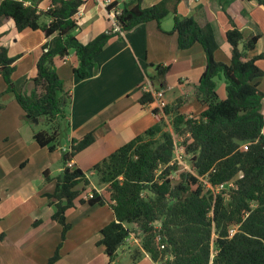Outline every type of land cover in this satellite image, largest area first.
I'll use <instances>...</instances> for the list:
<instances>
[{
    "label": "trees",
    "instance_id": "1",
    "mask_svg": "<svg viewBox=\"0 0 264 264\" xmlns=\"http://www.w3.org/2000/svg\"><path fill=\"white\" fill-rule=\"evenodd\" d=\"M26 1L1 0L0 26L9 19L18 32L39 30L49 40L42 47L37 75L30 80L34 85L30 94L17 91L13 80L16 59L0 47V75L6 86L0 94V112L8 95L18 102L29 123L39 119L54 124L51 131H37L34 136L40 147L54 152L64 132L63 121L65 132L70 129L71 103V94L64 88L55 60H65L74 51L78 59L74 73L87 79L89 68L114 35L101 34L88 44L78 39L76 16L83 4L81 0H50L52 8L47 12L34 3L27 5ZM181 1L162 0L146 8L142 0L125 1L117 22L121 31L128 32L152 21L160 25L172 14L174 26L169 34L177 35L179 50H189L195 44L202 46L207 63L195 98L205 110L197 119H185L179 113L184 104L181 100L167 104L164 109L167 118L173 115L175 132L187 136L185 155H191L195 175L185 173L174 184L171 177L177 171L176 143L162 119L96 164L92 171L99 185L106 187L105 192L95 189L87 192L91 183L86 173L76 164L69 167L68 163L94 143L91 133L81 140L73 139L70 151H62L63 172L54 179V192L45 195L55 209L52 220L62 226L64 241L71 229L67 212L78 203L110 206L116 220L101 230L97 243L105 247L110 261L116 259L119 248L130 237L131 231L125 226L129 224L145 235L142 249L155 263L264 264V93L259 88L264 72L257 65V60L264 59V53L247 60L259 36L245 37L233 24L226 33L232 46L230 63L217 61L215 53L219 45L212 25L181 16L178 12ZM256 1L264 5V0ZM116 7L113 4L109 10ZM43 16L51 22L41 23ZM156 70L158 74L151 77L152 83L164 79L168 72V68L161 66ZM221 81L226 84L225 99L218 93ZM156 89L164 90V84L160 83ZM153 100L151 93H143L140 102L148 104ZM44 175L47 181H53L48 172ZM201 177H206L210 186ZM220 184L227 187L218 192ZM86 193L85 199L82 196ZM157 233L159 242L155 240ZM59 248L48 264L59 259Z\"/></svg>",
    "mask_w": 264,
    "mask_h": 264
},
{
    "label": "crops",
    "instance_id": "2",
    "mask_svg": "<svg viewBox=\"0 0 264 264\" xmlns=\"http://www.w3.org/2000/svg\"><path fill=\"white\" fill-rule=\"evenodd\" d=\"M81 1L83 4L76 16L78 39L88 44L104 33L114 36L89 68L87 79H80L74 73L78 60L74 51L65 60H55L64 88L71 94L68 145L54 152L40 147L30 127L33 122L27 121L17 101L11 112L6 104L0 112V264H48L58 247L59 259L54 264H117L118 255L110 261L105 247L97 245L101 230L116 220L108 205L93 207L78 203L76 208L69 210L67 220L71 229L62 241V226L52 220L55 209L45 196L54 192V179L63 172L62 151H70L73 139L81 140L92 133L94 143L72 162L90 180L87 192L95 189L104 193L106 187L100 186L99 181L95 183L93 179L98 178L92 168L166 117L164 111L155 112L153 102H140L145 85L153 84L158 88L163 83L168 105L186 96L190 100L185 102V107L197 115L205 110L195 98L196 86L207 63L201 45L179 50L177 35L169 34L173 27L165 25L166 18L160 25L152 21L128 32L116 31L106 0ZM112 1L122 10L124 2L129 0ZM161 1L142 0V6L151 7ZM26 3H34L43 12L52 7L50 0H28ZM178 12L183 17L196 18L202 25H212L219 45L215 53L217 61L230 63L232 46L227 42L226 33L233 24L245 37L259 36L247 60L264 53V5L256 0H182ZM50 22L48 17L44 23ZM48 40L39 30L18 32L12 20L5 19L1 24L0 47L6 48L9 57L16 59L13 80L18 92L30 91V80L37 75V62ZM29 58L31 60L26 61ZM257 65L264 72V59L257 60ZM158 66L168 68V72L164 79L154 84L151 77L158 74ZM259 82L264 93V76ZM5 89L0 75V94ZM218 93L221 99L226 98L224 81L219 83ZM9 100L14 102L15 98L9 96ZM262 113L264 116V100ZM55 164L59 165L56 174L53 172ZM45 172L53 181L45 179ZM82 197L86 199L87 195ZM125 226L131 231L125 242L129 246L127 264H159L153 262L138 240L132 241V229L137 227Z\"/></svg>",
    "mask_w": 264,
    "mask_h": 264
},
{
    "label": "rangeland",
    "instance_id": "3",
    "mask_svg": "<svg viewBox=\"0 0 264 264\" xmlns=\"http://www.w3.org/2000/svg\"><path fill=\"white\" fill-rule=\"evenodd\" d=\"M47 19H48L47 16H43L41 18V23L46 22ZM164 23H165L166 26L168 25V26H172L173 27V25H174L173 16H170V17L166 18L164 20ZM29 60H31V58L27 59L26 61H29ZM33 89H34V85L32 84V86L30 87V91L27 90L28 92L25 91L23 93L30 94ZM189 100L190 99L187 98L186 96H185V98H181V101L184 102L183 106L185 105V102H188ZM4 101H5L4 104L7 105L8 112H11L12 110L15 109L14 107H15V105L17 103L16 100H14V102H12V100H9V96L7 95V96L4 97ZM182 107L180 108L179 113L182 116H184L185 119H197L201 115V114L200 115H197V113H195L193 110L188 109L187 106H186L187 108L184 106L183 109H182ZM172 116H170V118H169V116H168V118H167V116L164 118L165 123H166V130L169 131L170 133H172L173 136H174L175 143H176L175 153L176 154L178 153L179 156L184 157V159H183L184 164L183 165H180L179 163H176V165H177V171L175 173H173V175L171 177L172 180H173V182H174V184H178L182 180V175L183 174L190 173V171L194 172V170L192 168V163L190 161L191 160V155H187V156L185 155L184 142H185V139L187 138V136H181V135H179L178 133L175 132V127L173 125V119L171 118ZM14 117H15V115H14ZM16 118H18V115L17 114H16ZM65 126H66L65 121H63V124L61 126V129L64 130V132L60 135V139H59V148H62V149L65 148L68 145V142H67V134H68L69 130H68V132H65L66 131V129H65L66 127ZM30 127L35 132L41 131V130L51 131L52 130L51 128L54 127V124H52V123H46V122H39L38 125L32 124V125H30ZM56 167H59V165L55 164L53 166V170H54L53 172H54V174L57 173ZM93 180L95 181V183H97L99 181L97 179H93ZM86 195H87V193H86ZM132 233L134 234L132 241L138 240L139 243H140V245H141V247H142L143 242H144V240H143L144 238L143 237L145 235L142 234L136 228H133L132 229ZM155 240H156V242L161 241L160 240V236H158V233H157V236H156V239ZM134 245L136 246L138 244L135 243ZM128 249H129V246L125 243L123 245L122 250H120V251L118 250L119 251V253H117L118 258L116 259V261H117L116 263L117 264H127L128 263V259H129Z\"/></svg>",
    "mask_w": 264,
    "mask_h": 264
},
{
    "label": "built area",
    "instance_id": "4",
    "mask_svg": "<svg viewBox=\"0 0 264 264\" xmlns=\"http://www.w3.org/2000/svg\"><path fill=\"white\" fill-rule=\"evenodd\" d=\"M105 4H106V7L110 8L113 6V1L112 0H106L105 1ZM122 12V10H119V9H113L111 10V14L113 15V18L115 20V30L116 31H120V27L118 25V22H117V15H119L120 13ZM143 93H151L152 96H153V103L156 105V109L159 111H164L165 107L167 106V102L165 101V91L164 90H157L156 88H154V86H152L151 84L149 85H145L144 89H143ZM245 150H248V146H244ZM183 159L184 157L182 156H179L178 153L176 154V158H175V162L176 163H179L180 165H183L184 162H183ZM73 165V162L71 161L70 163H68V166H72ZM190 173L194 174L195 175V172H192L190 171ZM202 180V182L205 184V185H209L208 183V180L206 177H201L200 178ZM230 187H232L233 185L230 184L229 185ZM227 187V185H224V184H220L219 186H217L216 190L219 192V191H222L224 190L225 188ZM162 248H164V246H162Z\"/></svg>",
    "mask_w": 264,
    "mask_h": 264
},
{
    "label": "water",
    "instance_id": "5",
    "mask_svg": "<svg viewBox=\"0 0 264 264\" xmlns=\"http://www.w3.org/2000/svg\"><path fill=\"white\" fill-rule=\"evenodd\" d=\"M30 118V116H28ZM33 124L38 125L39 124V119H33L32 120Z\"/></svg>",
    "mask_w": 264,
    "mask_h": 264
}]
</instances>
